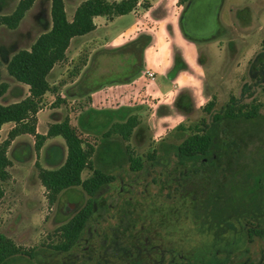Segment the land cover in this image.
<instances>
[{
	"label": "rangeland",
	"instance_id": "rangeland-1",
	"mask_svg": "<svg viewBox=\"0 0 264 264\" xmlns=\"http://www.w3.org/2000/svg\"><path fill=\"white\" fill-rule=\"evenodd\" d=\"M18 1L0 0V16L10 15ZM82 1L63 0L68 18ZM178 1L161 0L155 5L144 18L151 31H142L133 39L129 40L140 25L132 14H127L112 23L109 33L94 35L95 44H70L65 58L48 75L50 88L42 96L38 109L41 111L39 130L44 131L50 122L67 119L81 133L83 146L90 144L94 148L100 145L103 133L109 131L107 139L141 158L143 167L132 171L124 160L108 169L114 180L95 197V210L76 245L69 252L59 254L45 247L59 239L57 228L88 199L86 192L76 186L63 190L49 204L39 181V167H57L64 161V140L59 136L52 144H46L41 159L34 147V137H22L13 145L10 143L6 152L11 161L7 167L9 177L0 181V232L22 250L32 251L34 256L22 253L7 264H133L138 260L159 262V256H165V264L197 261L264 264V237L253 236L248 241L244 230V224L264 226V176L260 178L263 184L258 192L254 185L242 183L239 177L245 175L243 171L248 167L253 172L264 169V161L259 163L264 159L256 161L254 148V145L264 148V64L256 65L257 57L264 53V0H221L218 30L209 37H204L205 33L189 36L183 31L182 16L195 15L197 11H186L190 0L182 4ZM50 5L51 0H34L15 27L0 24V83L7 84L0 97L2 104L19 100L28 92V86L8 75L6 64L15 52L28 49L38 35L50 28ZM148 6L147 0H141L139 6H134V15L138 17ZM146 67L156 74L154 82L162 90L172 85L176 89L172 87L170 93L152 98L153 88L148 92L140 79L136 83L137 92L147 96L132 100V105L122 110L123 122L133 113L129 117L134 118V123L128 134L112 131L116 122L113 120H119L115 114L89 111L92 117L89 126L82 124L87 117L84 109L90 101L86 91L89 87L138 77ZM211 100L213 106L208 113L203 106ZM226 104L258 107L259 117L253 124H223L229 136L225 140L239 139L238 135L247 132L239 141L242 147L245 145L248 157L235 163L225 156L218 162L225 167V174L218 170L208 177L207 169L205 177L184 182L181 191H174L179 170L174 168L176 159L172 150L162 155L166 143L181 142L202 119L209 122L211 115ZM10 125H4L1 141ZM250 138L260 141L250 143ZM154 149L161 157L150 161L147 154ZM90 158L93 167H101L93 159V152ZM233 170L240 172L229 176ZM91 171L85 168L81 178L88 177ZM258 176L251 179L255 186ZM226 184L228 192L217 199L216 207L235 212L224 217L218 226L210 217H202L200 206L204 199L220 190L216 187L226 189ZM252 199L258 201H249ZM209 205L208 212L215 207L213 199Z\"/></svg>",
	"mask_w": 264,
	"mask_h": 264
},
{
	"label": "trees",
	"instance_id": "trees-1",
	"mask_svg": "<svg viewBox=\"0 0 264 264\" xmlns=\"http://www.w3.org/2000/svg\"><path fill=\"white\" fill-rule=\"evenodd\" d=\"M33 1L19 0L16 9L10 15L0 16V24L6 25L9 28L15 27ZM137 1L119 0L109 2L107 0H84L76 7L72 19L68 20L63 0H51L50 28L38 35L28 49H21L15 52L6 64L8 75L17 82L28 86V95L16 102L8 104L0 103V128L8 122L14 124L8 131L6 138L0 142V181H5L9 177L7 167L11 165V161L6 152L14 137L23 133L31 134L34 137L35 150L38 152L47 137L61 136L66 147L64 161L55 169H45L38 166V178L46 190L47 200L49 204H52L63 190L76 186H80L88 195L85 204L67 222L57 228L59 239L54 244H48L45 247L59 254L69 252L76 245L87 220L95 210V197L114 180V174L108 172V169L116 164H122L125 160L132 171L139 170L143 167V160L129 154L126 147H119L115 142L108 140L109 131L103 133L101 143L100 145H96V148L90 144L86 147L83 146L84 142L81 133L67 119L51 123L45 134L37 133L35 129L37 121L35 115L39 109L42 96L50 88L47 75L57 62L65 58V52L71 38L83 35L94 29V16H106L108 19H111L115 16L129 13ZM182 1L185 0H179L178 3L182 4ZM262 48L264 52V42ZM263 57L264 53L257 57V66L264 64ZM99 85L101 83L94 87H89L86 91L90 93ZM6 89L7 84L0 83V97L5 93ZM79 95H82V93ZM212 106L213 102L211 100L203 106V109L210 113ZM257 117H259V112L256 105L235 107L232 104H226L218 112H214L211 115L209 122L202 119L200 124L195 127V130L188 134L181 142L166 143L162 155H168L169 150H172L176 159L174 168L179 170L174 191H181L180 188L184 187V182L198 181L200 177H205L207 169L209 170L208 177L214 176L216 174L215 171L218 170L222 172L221 175L225 174L223 172L225 167L218 165V162L222 161L225 156H227L228 160H232L235 163H239L243 158H247L249 154H246L244 151L245 145L242 147L239 141L247 135V132L242 136L238 135L239 139L232 137L225 140V137L228 138L229 136L227 133L228 129L223 124H236L237 122H249L253 124L256 122ZM133 121L134 118L128 117L122 123H115L113 124L112 131L122 132L121 134L125 136V133L128 134L130 132L132 123H134ZM251 138L249 140L250 143L260 141V139H254L255 137ZM254 148L256 161L259 158L261 160L264 159V148L255 145ZM92 152L94 155L93 159L101 167H93L92 159L90 158ZM160 157L157 156L155 149L147 154V158L150 161H156ZM263 161L259 163L261 164ZM85 168H90L92 171L88 177L82 179L81 173ZM229 169L231 168L229 167ZM238 172L240 171L233 170L229 173V176H236ZM243 172L245 175L239 176L242 183L251 184L250 186L254 185L255 190L258 192L263 184V180L260 178L264 176V169L262 172H253L248 167ZM253 175H259L256 177V186L251 180ZM216 189L220 190L214 191L211 196L204 199L200 206V213L202 217H210V220L215 221L214 223L219 226L222 224L224 217L228 216L231 212H235V210L231 211L229 208L228 210H226L227 208L223 210L224 207H216L217 199H221L223 194L228 192L227 184L226 189H223L221 186L220 188L216 187ZM217 194L219 195L214 199V196ZM1 195L2 188L0 186V197ZM166 196H169V192L166 193ZM212 199L214 200L215 207L208 212L207 208L210 206L209 203ZM249 201L256 203L258 200L252 199ZM211 203L213 204V202ZM235 208L237 210V206ZM244 230L248 241L253 236L264 237V226H252L251 223L250 226L249 224H244ZM22 253H25L28 257L34 256L32 251L22 250L10 238L0 232V264H7V262L16 259ZM159 258V262L138 260L133 262V264H165V256H159ZM193 264L202 263L197 261Z\"/></svg>",
	"mask_w": 264,
	"mask_h": 264
},
{
	"label": "crops",
	"instance_id": "crops-1",
	"mask_svg": "<svg viewBox=\"0 0 264 264\" xmlns=\"http://www.w3.org/2000/svg\"><path fill=\"white\" fill-rule=\"evenodd\" d=\"M111 1H119V0H111ZM111 1H109V2H111ZM140 1L141 0L137 1L136 6L140 5ZM147 1L149 3V6L146 9H144L143 12L138 17H136L134 15V10H135L134 8L129 13H126V14H123V15H118V16H115V17H113L111 19H108L106 16H100V15L94 16L93 17V23L95 25L94 29L89 31V32H87V33H85V34H83V35H79V36H75V37L71 38L69 46H70V44H72V43L76 44L77 42H81L82 45L95 44L97 42V40H96V38L93 37L94 35H97V34L100 35L102 33H109V28L112 25V23L117 18H119L121 16H124V15H127V14H132L135 17L136 24H138V26L140 25V29L137 30L135 35L133 37L129 38V40L133 39L137 34H139L142 31L143 32H145L146 30L147 31H151L150 27L146 24V20L144 18H145V16L147 14L151 13V11L154 10L155 5L159 4V2L161 0L155 1V2H150L149 0H147ZM79 4L80 3H77V5L74 7V10L76 9V7ZM74 10H73V13H74ZM73 13L70 16V18L67 17L68 20L72 19ZM182 18H183V16H182ZM182 18L180 19V21H182ZM143 23H144V26H143ZM181 27H182V25H181ZM84 42H87V44H85ZM105 45H107V41H106ZM76 47L79 48V46H77V45H76ZM80 47H81V45H80ZM89 61H90V59L88 58L87 62H89ZM54 66L50 70L49 74L53 71ZM147 70L148 71H152V70H150L149 68L146 67L138 77H131V78L130 77H125V78H122L120 80L117 79V80L108 81V82L102 83L101 85H99L98 87L93 89V91H91L89 93V95H88L90 97L89 98L90 99L89 105L85 106V109H84L85 117L86 116L87 117L82 120V124L84 126H87L88 123L91 121L92 117L89 114V111H92L94 113H106V114H112V115L115 114L119 118V120H116V119L113 120V121H116L114 123H122L123 120H124L123 119L124 114L122 113V110L126 111L128 109V107L130 105H132V103H131L132 100L136 101L137 98H139V97L147 96V94H145V93H138L137 92L138 91V87H136V83L140 82V79H143V81L145 82V84H146L145 88L147 89L148 92H150L149 91L150 88H153L152 92H150L152 94V95L150 94V96H152V98L153 97L156 98L158 96L161 97L162 95H165V93H170L172 87H175L174 89H176V85H172L170 87V89L162 90L160 88L161 86L158 83L154 82L156 74H154V78L153 79H150L145 74V72ZM48 75H47V80H48ZM18 83H20V82H18ZM23 85H25V84H23ZM26 87H27V85H26ZM174 89H172V90H174ZM27 95H28V92L26 93V95L21 97V99L24 98ZM156 95H158V96H156ZM152 98H151V100H152ZM21 99H19V100H21ZM19 100L17 99V100H14L12 102H16V101H19ZM40 113H41L40 110L36 113L37 122H36V128L35 129H36L37 133L45 134L48 126L46 127V129L44 131L43 130H39V127H40ZM119 114H121V116ZM131 114H133V113H131ZM131 114H129V116ZM120 119H121V121H120ZM9 123H11V125L9 126V130L13 127L14 124L12 122L5 123V124H3L1 126L0 133H2V129H3L4 125H8ZM50 123H53V122H50ZM22 137H30V138H32L33 136L31 134H28V133L19 134L11 141V145H13L16 141H18ZM57 137H59V136L47 137L45 139L44 145H42L40 147L39 151H38V155H39L40 159H41V155H42L44 146L46 144H48V143L52 144L55 141V139H57ZM57 167H43V168H45V169H55Z\"/></svg>",
	"mask_w": 264,
	"mask_h": 264
},
{
	"label": "flooded vegetation",
	"instance_id": "flooded-vegetation-1",
	"mask_svg": "<svg viewBox=\"0 0 264 264\" xmlns=\"http://www.w3.org/2000/svg\"><path fill=\"white\" fill-rule=\"evenodd\" d=\"M214 0H197L190 9L197 11L191 16H188L186 22L190 29L197 33H206L210 28V9ZM217 24V23H216ZM218 30V24H217ZM217 30L213 33L215 34ZM211 34V35H213ZM189 35V34H187ZM190 36V35H189Z\"/></svg>",
	"mask_w": 264,
	"mask_h": 264
},
{
	"label": "water",
	"instance_id": "water-1",
	"mask_svg": "<svg viewBox=\"0 0 264 264\" xmlns=\"http://www.w3.org/2000/svg\"><path fill=\"white\" fill-rule=\"evenodd\" d=\"M197 0H190L188 3V6L186 8V11H189L193 3H195ZM221 0H214L211 9H210V28L209 30L204 34L206 36L204 37H209L211 34H213L217 30V12L220 6ZM186 14V13H185ZM183 15L182 18V29L186 34H189L192 36L193 34H197V32H194L190 29L189 25L186 22L187 16ZM194 36V35H193Z\"/></svg>",
	"mask_w": 264,
	"mask_h": 264
},
{
	"label": "built area",
	"instance_id": "built-area-1",
	"mask_svg": "<svg viewBox=\"0 0 264 264\" xmlns=\"http://www.w3.org/2000/svg\"><path fill=\"white\" fill-rule=\"evenodd\" d=\"M145 74L150 78V79H153L154 78V72L152 71H146Z\"/></svg>",
	"mask_w": 264,
	"mask_h": 264
}]
</instances>
